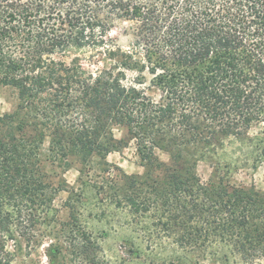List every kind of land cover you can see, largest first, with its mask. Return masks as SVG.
I'll return each mask as SVG.
<instances>
[{
  "label": "trees",
  "instance_id": "obj_1",
  "mask_svg": "<svg viewBox=\"0 0 264 264\" xmlns=\"http://www.w3.org/2000/svg\"><path fill=\"white\" fill-rule=\"evenodd\" d=\"M123 22L133 25L129 51L108 38ZM72 48L112 63L91 72L65 60ZM145 70L158 100L124 83ZM0 87L16 99L0 115V239L24 218L50 221L51 174L75 167L135 217L155 208L156 228L182 249L202 255L216 238L244 264L264 258V191L232 184L211 159L264 123V0H0ZM131 143L142 173L106 159ZM203 159L207 181L196 172ZM69 241L100 264L89 235Z\"/></svg>",
  "mask_w": 264,
  "mask_h": 264
},
{
  "label": "rangeland",
  "instance_id": "obj_2",
  "mask_svg": "<svg viewBox=\"0 0 264 264\" xmlns=\"http://www.w3.org/2000/svg\"><path fill=\"white\" fill-rule=\"evenodd\" d=\"M133 32L130 22L116 23L108 38L129 51L134 46ZM72 58L91 72L112 63L103 52L92 48L69 49L65 60L69 62ZM124 83L135 85L154 100L159 98L153 76L146 70L142 73L126 71ZM15 100L11 90L0 87V115L10 111ZM115 135L120 136L121 132L116 131ZM43 147L46 149L47 142ZM262 150L264 123H253L244 138H232L211 159L218 168L228 169L232 184L254 185L264 191ZM157 154L161 160L169 158L164 151L158 150ZM106 159L127 174L143 172L133 143L120 153H109ZM46 168L52 169L48 164ZM196 172L202 181H207L212 172L209 160H199ZM51 176L54 186L58 187L53 195L51 220L24 218L17 226L13 222L9 228L12 236L6 233L0 239V264H85L75 255L69 241L71 236L80 241L84 233L89 235L92 243L89 246L95 248L93 256L100 264H244L239 259L240 250L232 251L231 246L216 238L207 241L202 255L180 248L173 241L174 236L168 237L167 232L156 228L159 212H155V208L135 217L128 205L117 206L102 193L97 194L93 185L101 179L92 172L86 176L80 175L75 167L67 171L58 168ZM48 223L55 224V228L51 230ZM255 264H264V258Z\"/></svg>",
  "mask_w": 264,
  "mask_h": 264
}]
</instances>
